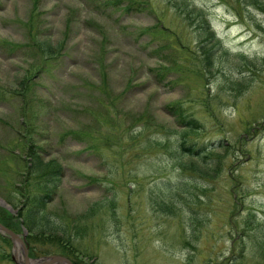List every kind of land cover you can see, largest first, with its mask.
I'll return each instance as SVG.
<instances>
[{
  "label": "rangeland",
  "instance_id": "374dc122",
  "mask_svg": "<svg viewBox=\"0 0 264 264\" xmlns=\"http://www.w3.org/2000/svg\"><path fill=\"white\" fill-rule=\"evenodd\" d=\"M112 1L0 0V212L22 239L0 230V264H264V0ZM29 139L63 167L45 212L69 244L21 222Z\"/></svg>",
  "mask_w": 264,
  "mask_h": 264
},
{
  "label": "trees",
  "instance_id": "16d2710c",
  "mask_svg": "<svg viewBox=\"0 0 264 264\" xmlns=\"http://www.w3.org/2000/svg\"><path fill=\"white\" fill-rule=\"evenodd\" d=\"M116 1L117 0H113L112 2H114V4H117ZM120 1L122 2V0ZM127 2L128 3L127 5H125L126 7L124 6V9H128L134 6V3H131V1ZM194 10L195 8L185 11V16H187V19L192 18L191 13L194 12ZM197 14L200 18V21L197 23V33L199 34V39L200 37L204 39L203 44L212 43L213 41L218 42L214 30L211 29L210 21L206 18L203 10L198 9ZM32 41L34 44V48L45 61L44 63H48L49 61L57 59L59 57L62 50V44L60 41L53 42L50 38H46L40 32H37V35L35 33ZM212 55L213 52L210 49V51H206L204 56V61L209 69L212 67ZM164 71L165 70H163V73H161V76L165 74ZM174 106L171 105L167 108L171 112L175 113L176 118L179 119L180 122H182L185 130L184 132H186V130H194L196 128L194 120L190 118L189 115H186L184 111H182V108L179 104H175ZM178 147L179 150L183 152V154H197L199 151V148L197 149L193 143H188V141L184 138H182ZM24 149L26 160L24 175L23 178L19 181V185L16 187L17 193L20 197H22L21 206L18 209L19 216L21 217V222L30 234L43 233L49 239L57 237L58 240L60 239L61 241L65 242L70 238L68 235V231L59 224L60 219L55 218L53 217V215L45 212L48 203L53 200L57 189L62 183L63 167L58 162H46V160L40 154L41 148L38 147L36 142L31 139L26 141V146ZM208 154L209 153L203 154L202 158H206ZM177 188L182 189L180 187ZM8 201H10L11 203L13 202L12 200ZM3 214L4 213L0 212V223L14 231L11 226L12 223L8 221V219H6ZM249 221L254 222L253 219H250ZM81 236L75 237L73 239L71 237V239H80ZM52 241L54 240L52 239ZM65 244L69 243L65 242ZM54 246H52V250L46 252L44 251L40 254L49 255L51 253H54L56 251L54 249ZM56 246L62 247V245L59 244ZM62 250L66 253V255L70 253L67 246H65V248H63ZM71 250H73L74 252L80 251L77 248ZM38 252L33 250L30 252V254L34 256V254H38ZM67 256L71 258L69 254ZM262 256L264 258V253Z\"/></svg>",
  "mask_w": 264,
  "mask_h": 264
},
{
  "label": "water",
  "instance_id": "95a60500",
  "mask_svg": "<svg viewBox=\"0 0 264 264\" xmlns=\"http://www.w3.org/2000/svg\"><path fill=\"white\" fill-rule=\"evenodd\" d=\"M0 230L2 232H4L5 234H7L10 238L17 239L22 243V239L19 236V234H17L13 230L9 229L7 226L3 225L2 223H0ZM23 258H24L23 264H28L30 257L27 255V249L26 248H24ZM54 263L74 264L67 257H65L63 255H50V256L46 257L40 264H54Z\"/></svg>",
  "mask_w": 264,
  "mask_h": 264
},
{
  "label": "bare ground",
  "instance_id": "6f19581e",
  "mask_svg": "<svg viewBox=\"0 0 264 264\" xmlns=\"http://www.w3.org/2000/svg\"><path fill=\"white\" fill-rule=\"evenodd\" d=\"M30 262V261H29ZM29 262H28V264H29ZM33 264V263H32Z\"/></svg>",
  "mask_w": 264,
  "mask_h": 264
}]
</instances>
